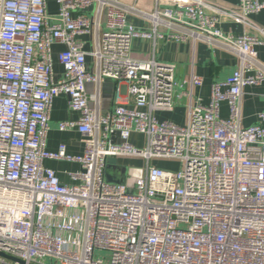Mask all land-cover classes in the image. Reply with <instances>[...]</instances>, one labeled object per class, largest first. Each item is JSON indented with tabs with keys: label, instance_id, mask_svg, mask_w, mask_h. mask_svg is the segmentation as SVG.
<instances>
[{
	"label": "built area",
	"instance_id": "obj_1",
	"mask_svg": "<svg viewBox=\"0 0 264 264\" xmlns=\"http://www.w3.org/2000/svg\"><path fill=\"white\" fill-rule=\"evenodd\" d=\"M153 1L165 7L150 12L126 0H56L50 14L47 0H0V264H264V111L248 127L241 111L243 89L264 82L255 51L264 31L255 34L248 22L264 0H240L235 10L206 0ZM131 14L149 21V31L130 26ZM220 17L248 30L222 33ZM80 36L91 38L90 50ZM134 38L202 41L234 56L238 66L211 85L204 105L192 95L200 77L178 84L173 65L131 58ZM55 45L63 48L57 81ZM103 80L125 82L136 109L117 105L98 114ZM86 84L95 86L93 94ZM185 85V125L158 121L155 112L171 111L175 88ZM59 95L78 118L58 130L80 133L81 157L66 155L63 145L45 150ZM134 134L143 137L141 147L130 143ZM117 158L144 161L137 194L104 182L107 160ZM48 159L76 162L80 171L71 177L78 183L60 184L43 167ZM152 160L182 167L167 171Z\"/></svg>",
	"mask_w": 264,
	"mask_h": 264
},
{
	"label": "crops",
	"instance_id": "obj_2",
	"mask_svg": "<svg viewBox=\"0 0 264 264\" xmlns=\"http://www.w3.org/2000/svg\"><path fill=\"white\" fill-rule=\"evenodd\" d=\"M129 4L135 5L137 8L154 11L156 7L164 8L165 6L155 4L153 0H126ZM211 5L220 6L227 9H237L240 0H206ZM57 10L56 0H47V11L50 14H55ZM248 22L255 26L253 32L259 35V31H264V10L258 13H252L248 16ZM127 23L137 29L149 31L150 22L136 15H129ZM217 29L222 33L233 37L240 36L248 30V26L233 21L226 17H220L217 24ZM252 30H250L252 32ZM164 34H168L165 30ZM78 41L83 42L84 49L90 50L91 38L89 36H80ZM130 56L133 59L140 61H148L154 59L163 64H171L174 66L173 78L178 84H182L190 75H195L202 79V85L192 89L194 100H199L201 104L206 105L210 99L211 85L216 81L226 80L237 68L238 59L222 49H210L204 42L191 41H176L168 38L166 40H147L142 38H134L131 41ZM63 50L62 46H53V79L60 80L63 76V69L57 63V54ZM257 58L264 63V45L255 46ZM86 62L91 66V60L86 58ZM185 85L182 89L175 88L173 98V109L168 112H155V117L160 122H171L178 126H184L186 123V107L188 103L187 96H184L188 90ZM96 88L93 84H86V93L93 94ZM99 104L98 114L106 115L111 112L117 105H122L124 108L133 110L134 97L128 93V86L125 82L117 83L111 80H103L98 86ZM243 99L241 105L242 111V126L248 127L254 125L257 121V114L264 111V82L259 86L245 87L242 91ZM93 107V103H89ZM221 117L227 118L229 111L227 104L222 102L220 105ZM49 129L47 131V139L45 150L50 152H58L59 146L63 145L66 150V155L71 157H81L84 153L83 138L76 130H68L60 132L58 124L77 119L78 115L71 113L68 109V98L65 95L55 97L49 112ZM139 139L140 145L136 144ZM130 143L133 146L141 147L143 145V137L134 134ZM142 143V145H141ZM114 165L122 164L131 167L135 162L144 164L141 159L117 158ZM107 165V163H106ZM105 165V166H106ZM131 165V166H130ZM43 167L55 171L60 184L76 185L78 181L72 179L71 175L78 173L80 167L76 162L68 160H52L48 159L43 162ZM107 167V166H106ZM106 169V168H105Z\"/></svg>",
	"mask_w": 264,
	"mask_h": 264
},
{
	"label": "rangeland",
	"instance_id": "obj_3",
	"mask_svg": "<svg viewBox=\"0 0 264 264\" xmlns=\"http://www.w3.org/2000/svg\"><path fill=\"white\" fill-rule=\"evenodd\" d=\"M140 139L136 140V144L140 145ZM142 145V143H141ZM150 165L158 166L167 171H179L182 165L178 161H157L152 160ZM104 172V182L111 186H125L126 192L129 195H135L138 193L140 184L145 171V163L139 164L134 163L131 167L124 166L122 164L117 165H106ZM53 264H56L55 260H51ZM46 263H50V259H46Z\"/></svg>",
	"mask_w": 264,
	"mask_h": 264
},
{
	"label": "water",
	"instance_id": "obj_4",
	"mask_svg": "<svg viewBox=\"0 0 264 264\" xmlns=\"http://www.w3.org/2000/svg\"><path fill=\"white\" fill-rule=\"evenodd\" d=\"M115 162H116L115 159H108V160H107V164H108V165H114ZM0 256H3V257H4L5 255H3L2 253H0Z\"/></svg>",
	"mask_w": 264,
	"mask_h": 264
}]
</instances>
